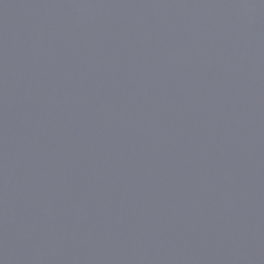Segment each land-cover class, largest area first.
Wrapping results in <instances>:
<instances>
[{"label": "water", "instance_id": "obj_1", "mask_svg": "<svg viewBox=\"0 0 264 264\" xmlns=\"http://www.w3.org/2000/svg\"><path fill=\"white\" fill-rule=\"evenodd\" d=\"M0 264H264V0H0Z\"/></svg>", "mask_w": 264, "mask_h": 264}]
</instances>
